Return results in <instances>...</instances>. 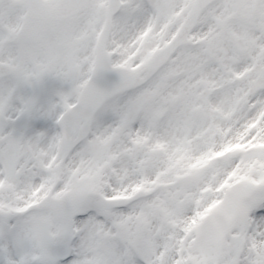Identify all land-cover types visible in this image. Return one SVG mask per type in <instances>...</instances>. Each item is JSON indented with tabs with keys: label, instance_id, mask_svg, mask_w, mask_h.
Wrapping results in <instances>:
<instances>
[{
	"label": "snow or ice",
	"instance_id": "snow-or-ice-1",
	"mask_svg": "<svg viewBox=\"0 0 264 264\" xmlns=\"http://www.w3.org/2000/svg\"><path fill=\"white\" fill-rule=\"evenodd\" d=\"M0 264H264V0H0Z\"/></svg>",
	"mask_w": 264,
	"mask_h": 264
}]
</instances>
